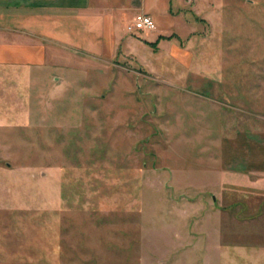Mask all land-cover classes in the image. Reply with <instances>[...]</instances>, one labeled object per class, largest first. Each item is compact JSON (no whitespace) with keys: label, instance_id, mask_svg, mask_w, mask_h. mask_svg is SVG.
<instances>
[{"label":"rangeland","instance_id":"obj_1","mask_svg":"<svg viewBox=\"0 0 264 264\" xmlns=\"http://www.w3.org/2000/svg\"><path fill=\"white\" fill-rule=\"evenodd\" d=\"M216 1L231 4L233 12L214 45L231 46L233 55L256 47L264 0ZM181 2L172 14L185 33L161 34L174 37L155 50L145 42L159 36L128 31L131 18L109 55L75 48L73 70L58 77L55 91L43 90L39 99L25 91L26 106L43 104L41 125L26 116L23 142L0 143V166L24 170V197L49 199L41 221L25 230L56 243V264H241L226 247L264 245V217L250 229L258 236L229 239L235 245L214 236L224 230L216 209L226 208L215 200L241 197L218 188L225 179L217 164L220 118L231 109L210 112L209 101L194 92V35L207 37L210 28L197 23L194 0ZM246 2L254 7L241 13ZM242 63L252 61L241 60L238 71Z\"/></svg>","mask_w":264,"mask_h":264},{"label":"crops","instance_id":"obj_2","mask_svg":"<svg viewBox=\"0 0 264 264\" xmlns=\"http://www.w3.org/2000/svg\"><path fill=\"white\" fill-rule=\"evenodd\" d=\"M181 3V0H0V143L23 142L26 116L33 117L34 126L41 125L43 104L37 100L26 106L25 91L37 99L43 90L48 94L50 89L55 91L58 77L73 70L75 48L83 54L109 55L122 37L123 24L130 18L134 21L145 15L157 27L155 33L148 35L150 39L159 36L156 41L145 42L155 50L161 40L174 37L161 34L173 29L185 33V28L174 25L172 14L173 6L179 9ZM219 3L194 0L197 23L205 22L210 28L207 37L200 33L194 35L197 49L193 72L194 78H199L194 92L200 99L209 101L210 112L221 105L239 112L234 117L226 109L220 118L223 129L218 139L217 164L222 175L220 180L225 178L218 188L239 193L241 197L215 200L217 207L226 208L216 209L217 221L224 223V230L214 233L218 239H227L224 244L235 245L229 239L258 236L260 232L250 229L264 217L261 213L264 206V7L258 8L256 16L257 46L252 44L247 52L233 55L231 46L222 51L220 45H214V40L221 44V35L233 12L231 4ZM253 7L246 2L240 6L241 13ZM245 18L242 16L239 22L247 28ZM243 59L252 63H242L238 71ZM218 67L221 71L216 74ZM45 110H50V104H45ZM211 116L210 122L214 118ZM23 173L19 167L0 166V264H56V243L41 240L39 235L25 230L29 223L41 221L38 215L41 210L47 211L49 203L45 202L49 199L40 198L39 194L26 199ZM30 178L34 180L37 176L32 172ZM25 213L26 218L20 216ZM242 245L226 247L225 254L238 253L241 264H264V245L243 242ZM221 249L216 247L218 253Z\"/></svg>","mask_w":264,"mask_h":264},{"label":"built area","instance_id":"obj_3","mask_svg":"<svg viewBox=\"0 0 264 264\" xmlns=\"http://www.w3.org/2000/svg\"><path fill=\"white\" fill-rule=\"evenodd\" d=\"M155 30V24L148 16L137 17L128 28L130 32H152Z\"/></svg>","mask_w":264,"mask_h":264}]
</instances>
